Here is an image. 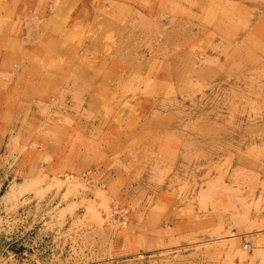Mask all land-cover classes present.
I'll return each mask as SVG.
<instances>
[{"label":"rangeland","instance_id":"1","mask_svg":"<svg viewBox=\"0 0 264 264\" xmlns=\"http://www.w3.org/2000/svg\"><path fill=\"white\" fill-rule=\"evenodd\" d=\"M56 1L0 0V264H264V0Z\"/></svg>","mask_w":264,"mask_h":264},{"label":"bare ground","instance_id":"2","mask_svg":"<svg viewBox=\"0 0 264 264\" xmlns=\"http://www.w3.org/2000/svg\"><path fill=\"white\" fill-rule=\"evenodd\" d=\"M59 0L54 2V3H51L49 7L51 6H54L55 7V11L56 9L58 8L57 4H58ZM54 9V8H53ZM54 35V34H53ZM55 41V37L51 38V42ZM41 62H39V64L41 65L43 63L42 59L40 60ZM75 64V63H74ZM49 92V91H48Z\"/></svg>","mask_w":264,"mask_h":264},{"label":"built area","instance_id":"3","mask_svg":"<svg viewBox=\"0 0 264 264\" xmlns=\"http://www.w3.org/2000/svg\"><path fill=\"white\" fill-rule=\"evenodd\" d=\"M251 247H252L251 244H246V245L244 246V249H245V250H250Z\"/></svg>","mask_w":264,"mask_h":264}]
</instances>
